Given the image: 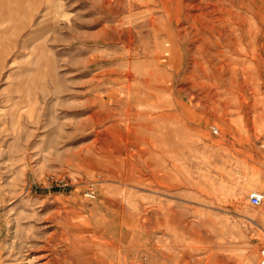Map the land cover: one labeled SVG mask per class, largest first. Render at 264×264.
Here are the masks:
<instances>
[{
  "label": "rangeland",
  "instance_id": "rangeland-1",
  "mask_svg": "<svg viewBox=\"0 0 264 264\" xmlns=\"http://www.w3.org/2000/svg\"><path fill=\"white\" fill-rule=\"evenodd\" d=\"M254 193L264 0H0V264H264Z\"/></svg>",
  "mask_w": 264,
  "mask_h": 264
},
{
  "label": "built area",
  "instance_id": "built-area-1",
  "mask_svg": "<svg viewBox=\"0 0 264 264\" xmlns=\"http://www.w3.org/2000/svg\"><path fill=\"white\" fill-rule=\"evenodd\" d=\"M214 131H215V134L219 133L218 130H214ZM48 182L49 183L56 182V183L61 184V185L64 183L63 181L55 180L53 178L48 179ZM86 198L91 200V201L96 200L97 199L96 191L94 189H89L86 192ZM250 203L253 207H262V206H264V196L257 194V193H254L250 196Z\"/></svg>",
  "mask_w": 264,
  "mask_h": 264
},
{
  "label": "bare ground",
  "instance_id": "bare-ground-1",
  "mask_svg": "<svg viewBox=\"0 0 264 264\" xmlns=\"http://www.w3.org/2000/svg\"><path fill=\"white\" fill-rule=\"evenodd\" d=\"M132 129V128H131ZM218 226V225H217ZM219 227H221V226H219Z\"/></svg>",
  "mask_w": 264,
  "mask_h": 264
}]
</instances>
